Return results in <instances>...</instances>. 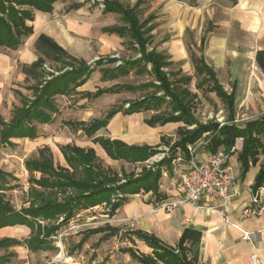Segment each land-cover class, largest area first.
Returning a JSON list of instances; mask_svg holds the SVG:
<instances>
[{
	"label": "trees",
	"instance_id": "1",
	"mask_svg": "<svg viewBox=\"0 0 264 264\" xmlns=\"http://www.w3.org/2000/svg\"><path fill=\"white\" fill-rule=\"evenodd\" d=\"M57 0H0V52L3 49L17 50L24 40L33 34V28L27 22L34 20V11L52 13ZM146 0H139L134 7H130L114 0H104L105 12L117 13L121 16L124 26L107 29L110 33H117L121 37L130 39L131 47L140 55L135 60L123 62L113 69L103 71V79L117 80L129 75L136 70L140 74L152 75L153 82L139 87L114 85L107 89H98L95 93H84L89 99L100 98L109 93H121L123 90L137 92L152 88L154 93L142 98L130 101L128 107L114 108L102 120L90 124L79 123L85 134L92 138L120 111L126 115L141 112H155L145 122L150 127L165 126L171 123H181L177 131L178 139L173 144V150L181 149L187 154V146L194 144L205 135H210L207 148L211 154H217L221 149L231 153L239 139H243L242 151L239 153V161L242 164L243 173L250 165L259 161L264 156V118L262 120L249 121L244 126L236 122L235 90L229 94L220 84L217 74L207 65L205 59L192 55L195 72L203 77V84H210V92L226 105L228 115L224 124L217 121L201 123L194 115V97L190 91L179 89L181 84L191 82V77L178 75L181 71H165L174 65L166 54L150 49L151 35L154 26H148L152 17L142 21L139 17V8ZM185 1V0H178ZM233 3L236 0H231ZM190 6L196 5V0H188ZM36 49L40 56L30 66H24L23 72L35 80V84L29 89L33 93V99H28L20 91L15 94L21 98V106H15L10 121H6L0 114V144L13 145L12 139L30 138L38 136L35 122L49 124L53 122V114L58 113L55 97L72 95L76 90L84 86L94 68L103 62H99L92 69L82 59L69 55L55 41L45 35H41L36 42ZM150 49V50H149ZM51 59L62 65L61 73L52 75L50 80L43 82L41 69L45 59ZM116 60L110 59L107 64H115ZM64 67L71 70L64 71ZM150 67V69H149ZM264 67V65H263ZM163 106H168V111H161ZM113 160H123L130 164L145 162L158 151L151 146H129L122 141L104 140L95 138ZM61 151L68 164V168L57 165L53 153L49 147L38 150V155L25 161V168L30 173V188L28 192V206L16 209L6 199L3 192L9 186L8 178L11 176L0 169V230L18 226L30 229L27 239L5 237L0 240V251L13 247L25 246L29 251H49L54 249L52 238L58 231L67 225L78 213L96 206L111 203L116 193L123 195H136L142 191L158 194L159 182L162 177V165L158 164L153 169H143L141 173L134 171L120 173L103 166L102 161L92 148L84 149L75 145L61 147ZM35 174H39L36 177ZM264 186V165L254 184V190ZM126 198L113 204L111 216L122 206ZM63 217L60 224L57 222ZM45 223V224H43ZM119 229L106 226L92 229L84 235L78 247H82L89 236L103 233L100 242L107 240L119 233ZM128 238L134 242L133 237L144 241L152 249L151 255H138L132 248L122 249L124 254H129L137 264H199V244L201 234L186 230L179 244L172 247L163 243L154 235L140 230L127 232ZM16 255L0 256V264H8L11 257Z\"/></svg>",
	"mask_w": 264,
	"mask_h": 264
},
{
	"label": "crops",
	"instance_id": "2",
	"mask_svg": "<svg viewBox=\"0 0 264 264\" xmlns=\"http://www.w3.org/2000/svg\"><path fill=\"white\" fill-rule=\"evenodd\" d=\"M114 1L134 7L139 0ZM180 2L181 1L178 0H146L140 6L139 17L141 20V15L146 13L144 16L145 19L142 21L152 17L148 26L153 25L154 30L150 32V35L154 36L157 24L162 20V15H166L165 19H170L169 21H172L173 14H177V12L181 10L182 18L184 17L182 20L188 23L190 20V12L193 10L199 12L196 21L199 23L201 15L204 12L206 15L204 19L206 18L208 20L209 25V28L206 30H209L211 25L215 26V30L212 33L208 32L211 34L208 37H206L207 33H204L201 37V47L204 46L205 43H207V45L205 46L204 52H202L201 56L198 58L203 57L205 59L207 65L217 74L220 84L225 88L219 79V74L222 69L221 64L222 60H224L223 58H225L226 62V58L230 55L228 53L229 49H227L229 48L228 41L236 38L245 39L247 41L245 43V49L248 51L254 50L253 59L250 63H252V61L254 62L255 70H257L258 73L256 74L254 70V74L252 73V75L257 77L254 80L255 82H259L261 90L264 91V0H236L235 3L231 0H196L195 6H190L189 3L184 1L188 9L180 7ZM104 8V0H95L94 2L57 0L54 4L52 13H44L35 10L34 20L27 22V24L33 28V34L24 40L19 49L1 50L0 74L6 75L7 78H10V82H12L13 73L19 68L20 63L22 65L18 81L21 82L23 86L27 87V89L32 87L35 84V80L27 76L22 68L32 65L38 60L40 55L35 45L41 35L49 37L69 55L77 59H82L86 63L93 60L95 61L96 59H98V62L101 61V59L112 56L114 53H123L125 47L131 48L130 39L128 37H121L117 33H110L107 31V29L112 27L124 26L125 23L122 21L119 14L105 12ZM185 17L187 18L185 19ZM134 52L136 53V57L139 58L140 55L135 50ZM192 55L191 60L194 65ZM136 57L132 60L137 59ZM177 57L183 58V50L179 52ZM110 59L116 60V67L119 66L117 65V59ZM110 59L107 60L109 61ZM173 60L174 59L170 57V61L175 64V60ZM108 61H106V64ZM122 63L123 61L120 62V65ZM49 70L46 71L50 73L48 78H50L51 73H53ZM178 71H181V74L183 73L182 70ZM55 76H57V74ZM31 82H33L32 85L30 84ZM86 84L84 86H86ZM80 88L77 90H80ZM237 89L238 82L235 81L232 87V92L235 90V108ZM232 92L228 93L231 94ZM57 97L59 96L55 97L56 105ZM143 114L144 113L141 112L126 115L124 111H120L109 121L105 128H102L94 137L89 138L90 142L86 143L87 145L84 147L79 145L75 146L84 149H94L97 156L102 161L103 166L106 167L107 165L108 168L109 166L113 168L114 163H123L126 166L134 164L127 163L123 160H113L99 143L94 142L95 138H102L110 141L118 140L129 146L147 145L156 148L158 151H163L168 148L173 149V147L164 146L174 144L177 140V131L180 127H183V124L171 123L165 126L157 125L155 127H150L146 124L145 121L147 119L143 118ZM56 118L57 113L53 114V122ZM144 124L146 126H144ZM86 137L88 136L86 135ZM169 138H172V140L169 141ZM23 139L30 140L29 138ZM36 141L40 142L38 144L45 142L42 148H52V146L49 145V141L46 142L44 138L40 137V133ZM66 145L73 144L67 143L61 145V147ZM61 147L60 149L57 148L59 152L57 155V162L60 166L68 168L69 166L61 151ZM235 147L236 151L230 155V164L235 169L241 195L239 197H233L226 209L219 208V202L210 199L203 200L199 207L193 204H181L171 212L164 209L162 207L163 203L177 202L185 199L183 188L179 181L172 175V159H169L163 163L161 168L162 177L159 182V196L153 192L145 193L143 191L136 195H124L125 198L129 197L130 200L127 203H123L113 216L110 214L112 208L108 209L111 206L107 207L108 204L106 203L81 211L80 213L96 209L103 210V207H105V211L103 210L105 214L101 216L113 217L111 220L105 221L107 222L106 226L119 229L120 232L125 231V229L126 232L140 230L154 235L163 243L172 247H176L179 244L186 230L198 232L201 234L199 264H264V214L253 217L243 216L244 209L253 204V198L256 194L261 195L260 200L264 204V186L257 190H254L253 187L264 165V156H260L259 161L254 165H250L249 169L243 173L242 164L239 161V153L242 151L243 140H237ZM179 150L180 149H176L174 153ZM222 152L226 151L221 149L219 153ZM209 154L211 153L207 147L201 148L198 154L199 159L206 158ZM123 169L127 172L126 168ZM250 188L253 190V193L249 191ZM74 219L75 218L69 223ZM130 219L138 221L134 230L128 228L126 220ZM62 221L63 217L59 218L57 225L62 223ZM245 233L251 235V240L244 239ZM100 234H102L103 237L104 234ZM133 239L134 242H131L128 238L130 245L128 247L132 248L138 255L152 254V249L148 247L144 241L136 237H133ZM125 255L137 264L129 254Z\"/></svg>",
	"mask_w": 264,
	"mask_h": 264
},
{
	"label": "rangeland",
	"instance_id": "3",
	"mask_svg": "<svg viewBox=\"0 0 264 264\" xmlns=\"http://www.w3.org/2000/svg\"><path fill=\"white\" fill-rule=\"evenodd\" d=\"M78 1L82 2V0ZM185 2L188 3V0H185ZM185 2L181 1L179 6L186 9L187 4ZM190 13V20L188 23L182 20L184 17L182 18L181 10L178 11L177 14H173L172 21H169L170 19H165L166 15H162V20L157 24L156 32H154V36L151 37V45L149 48H154L156 51L167 54L175 60V64L165 70L174 72L182 70L183 73L178 75L175 79H179L182 76H190L192 78L190 83L181 84L179 89H186L190 91L192 95H195L193 98V107L194 115L198 121L201 123H208L215 120L219 123H224L228 115L226 105L215 93L210 92V84L202 83L203 77L195 73L194 65L191 60L192 54L200 57L202 52H204L207 43L201 47L200 39L204 33H207L206 37L211 35L209 33L215 30V26L211 25L212 27L210 26V29L206 30L209 28V25L208 20L206 18L204 19V16H206L205 13H202L199 23L196 22L199 12L191 10ZM145 14L146 13H143L141 15L142 20L145 19ZM186 18L187 17H185V19ZM246 42L245 39L237 38L228 41L229 48L227 49H229L228 53L231 56L229 55L226 58V62L225 58H223L224 60H222L221 64L222 69L219 74L220 81L229 93L232 92L235 81L238 82L236 122L239 125H244L249 121L262 120L264 118V91L261 90L259 82H255L254 79L257 77L252 75L255 67L254 62H250L253 59L254 50H246ZM131 48L125 47L123 53H114L112 56H108L98 62L97 60L89 61L87 65L92 69L95 67L94 65L99 62L103 63L94 68L93 74L90 76L86 86L80 88V90H76L77 92H74L72 95H59V97H57L58 113L55 121L48 125L38 122L34 123L38 129V136L40 133V137L44 138L46 142L49 141V145L52 146L51 149L54 153V160L57 165H59L57 162V155L59 153L57 148L60 149L61 145L69 143L84 147L87 145L86 143L90 142L89 137H86L79 123L90 124L94 121L102 120L114 108L124 107L126 109L128 107L126 103L138 100L145 95L155 92L154 89L149 88L137 92L123 90L121 93H109L96 99H89L84 96V93H95L98 89H107L114 85L139 87L153 82L152 75L148 73L140 74L136 72V70L117 80H105L102 78L105 69L116 68V64H106V61H108L107 59L115 58L119 63L121 61L125 62L132 60L136 57L134 49L132 48V50ZM181 50H183V58H178L177 56ZM21 65L22 64L19 63V68L13 73L12 82H10V78H7L6 75L0 74V114L6 121H9L12 117L14 107L21 106V98L16 94L14 95L15 89L22 91L28 99H33L32 91L18 81ZM62 68L61 64L46 58L43 68L41 69V73H43V82H46L50 76V73L46 72L48 69L53 72L51 73L52 76L56 74L59 75ZM68 70H71V68L64 67V71L62 72ZM255 73L257 74L258 71L255 70ZM51 78L52 77H50L49 80ZM30 84L32 85L33 82ZM161 111H168V106H163ZM143 113V118L148 119L155 112L149 111ZM144 126L146 125L144 124ZM37 138H29L30 140L23 138L12 139L13 145L0 144V169L11 175L8 178L9 186H7V190L3 192V195H5L6 199L18 210L24 206H28L29 179L31 175L25 168V161L37 156L38 150L41 149L42 145L45 143L42 142V144H38L40 142L36 141ZM171 140L172 138H169V141ZM209 141L210 135H205L194 144L202 145L201 148H204L208 145L205 143H209ZM164 147H173V144ZM168 149L169 154L165 157L172 159V157H174L173 155H176L178 152L174 153L175 150L171 148ZM181 152H183V150H181ZM163 153H165L164 150L157 151L155 155L145 162H139L130 166H126L123 163H114L113 168L111 166H109V168L119 173L123 168H126L127 173L133 171H135V173H140L143 169L155 168L158 164L151 165L150 160L152 161L154 158L161 157ZM168 160L169 159L160 161V163ZM148 166H151V168ZM105 168H108V166L106 165ZM35 176L39 177L40 175L35 174ZM116 195H118V193L113 197ZM112 199L111 203L107 206H111L108 209L113 206ZM129 200V197H127L124 203H127ZM105 209L106 208L103 207L104 211ZM103 210L96 209L79 213L71 223L63 226L56 236L52 238L54 249L46 252L39 251L33 253L25 246H20L2 250L0 251V256L16 253V255L11 257V262L8 264H135L134 261H131L127 255L122 252L123 248L130 246L126 229L112 238L101 242L100 238L102 234L91 235L82 247H78L84 235H87L90 230L106 226L107 222L105 221L113 218L101 216L105 214ZM53 223L57 224V222H52V224ZM71 226H78V228L71 230ZM60 233H65L62 244H60L57 239ZM29 235L30 230L28 228L14 227L1 230L0 240L5 237L24 240L27 239Z\"/></svg>",
	"mask_w": 264,
	"mask_h": 264
},
{
	"label": "built area",
	"instance_id": "4",
	"mask_svg": "<svg viewBox=\"0 0 264 264\" xmlns=\"http://www.w3.org/2000/svg\"><path fill=\"white\" fill-rule=\"evenodd\" d=\"M82 2H94V0H82ZM117 65H120V62ZM201 146L202 145L198 144H189L187 146V154L179 150L178 153L172 157V175L179 181L183 188L185 199L177 202L163 203L162 207L168 212H171L181 204H193L199 207L200 203L205 199L218 201V207L226 209L233 197H239L241 195L235 169L230 164L231 154L227 152L209 154L206 158L199 159L198 154ZM165 150V153H163L161 157L154 158L152 161L150 160V164H159L160 161L170 159L165 157L168 156L169 149ZM235 151L236 147H233L231 153ZM148 167L151 168V166ZM249 191L253 193L251 188ZM123 198H125L124 195L118 193V195L113 197L112 203L115 204ZM260 199L261 195L256 194L254 196L253 204L246 207L243 211L244 217L261 216L264 214V204ZM126 221L128 223V228L131 230H134L138 224V221L135 219ZM76 228H78V226H71V230ZM64 235L65 233H60L58 235L57 239L60 244L63 242ZM244 239L251 240V235L245 233Z\"/></svg>",
	"mask_w": 264,
	"mask_h": 264
}]
</instances>
